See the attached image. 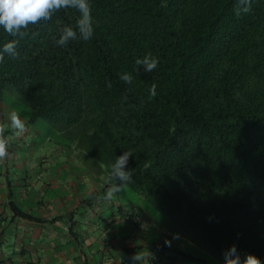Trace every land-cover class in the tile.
Here are the masks:
<instances>
[{"label":"trees","instance_id":"trees-1","mask_svg":"<svg viewBox=\"0 0 264 264\" xmlns=\"http://www.w3.org/2000/svg\"><path fill=\"white\" fill-rule=\"evenodd\" d=\"M89 2L88 41L54 44L61 27L75 28L76 9L30 26L18 57L0 63V101H22L29 122L48 125L110 183L111 165L130 151L121 192L190 244L191 259L224 264L235 245L241 260L264 264V0L240 16L236 0ZM12 39L0 28V47ZM148 53L157 68L136 72Z\"/></svg>","mask_w":264,"mask_h":264},{"label":"crops","instance_id":"crops-1","mask_svg":"<svg viewBox=\"0 0 264 264\" xmlns=\"http://www.w3.org/2000/svg\"><path fill=\"white\" fill-rule=\"evenodd\" d=\"M13 111L0 101V116ZM21 119L0 163V264H132L137 252L150 253L142 264H204L117 193L105 199L111 183L89 156Z\"/></svg>","mask_w":264,"mask_h":264},{"label":"clouds","instance_id":"clouds-1","mask_svg":"<svg viewBox=\"0 0 264 264\" xmlns=\"http://www.w3.org/2000/svg\"><path fill=\"white\" fill-rule=\"evenodd\" d=\"M252 0H236L234 12L236 16L251 11ZM76 9L80 16L76 21L75 28L63 26L59 29V38H54V44L64 47L70 41L78 38L88 41L94 33L93 18L89 0H0V28L14 39L8 41L0 47V63L4 61L5 54L15 59L18 57L17 44L19 39H23L30 33V26H37L42 22L52 19L53 15L61 9ZM142 66L145 71L151 73L157 68L159 59L148 53L143 58L135 61ZM120 79L127 84H131L133 76L130 73H123ZM107 88H111V81L106 83ZM156 85L152 84L149 90L150 98L156 96ZM27 131L26 123L15 111L7 114L6 119L0 116V163H3L9 156L11 141L21 137ZM133 156L130 151H125L116 157L115 163L111 165L110 179L115 181L108 187L104 194L105 199H112L114 194L123 191L132 181V169H127L129 158ZM127 169V170H126ZM170 246V241H165ZM150 256V253L137 252L130 257L132 264H142ZM224 264H261V261L252 254H247L243 260L237 253L235 245L224 253Z\"/></svg>","mask_w":264,"mask_h":264},{"label":"rangeland","instance_id":"rangeland-1","mask_svg":"<svg viewBox=\"0 0 264 264\" xmlns=\"http://www.w3.org/2000/svg\"><path fill=\"white\" fill-rule=\"evenodd\" d=\"M5 103H3L4 105H7L8 107L12 108V110H14L17 114H19L21 117L26 116L27 114V107L23 104L22 101H20L19 99H17L15 96L8 94L5 96ZM40 124H45L44 122L40 121L38 122ZM46 125V124H45ZM44 131L48 132L49 134H53L55 137V132L51 129H49V127H46L43 129ZM103 169V167H100ZM99 177L104 178V175H99ZM128 191L126 192H120V195H122L123 199H121V201H123L124 204L129 205L128 203L134 202V197H133V193L127 189ZM124 194V195H123Z\"/></svg>","mask_w":264,"mask_h":264}]
</instances>
